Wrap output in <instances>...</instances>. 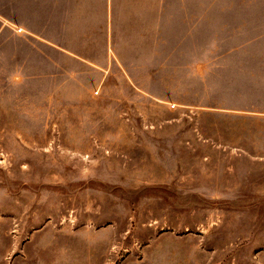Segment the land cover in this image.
Instances as JSON below:
<instances>
[{
  "label": "rangeland",
  "instance_id": "1",
  "mask_svg": "<svg viewBox=\"0 0 264 264\" xmlns=\"http://www.w3.org/2000/svg\"><path fill=\"white\" fill-rule=\"evenodd\" d=\"M1 48L0 264H264V0H162L127 68Z\"/></svg>",
  "mask_w": 264,
  "mask_h": 264
},
{
  "label": "crops",
  "instance_id": "2",
  "mask_svg": "<svg viewBox=\"0 0 264 264\" xmlns=\"http://www.w3.org/2000/svg\"><path fill=\"white\" fill-rule=\"evenodd\" d=\"M185 19L189 21L191 16L187 14ZM157 21L162 23V0H0V50L4 37L9 38L18 52L11 54V61H24L21 72L33 74L29 60L36 38L52 54L49 60L54 67L68 60L89 69L107 70L116 58L127 68L124 53L129 39H138L148 25L157 28ZM27 248L28 244L24 250L27 264H116L114 246L103 242L63 247L55 263L44 255L39 260V253L48 249L46 245ZM78 253L82 255H72ZM119 264L142 263L122 260Z\"/></svg>",
  "mask_w": 264,
  "mask_h": 264
}]
</instances>
